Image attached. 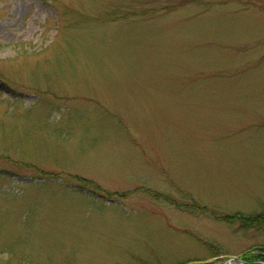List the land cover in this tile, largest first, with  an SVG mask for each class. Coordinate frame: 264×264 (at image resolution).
Instances as JSON below:
<instances>
[{
	"label": "rangeland",
	"instance_id": "obj_1",
	"mask_svg": "<svg viewBox=\"0 0 264 264\" xmlns=\"http://www.w3.org/2000/svg\"><path fill=\"white\" fill-rule=\"evenodd\" d=\"M237 212L264 217V0H0V264L264 261Z\"/></svg>",
	"mask_w": 264,
	"mask_h": 264
},
{
	"label": "trees",
	"instance_id": "obj_2",
	"mask_svg": "<svg viewBox=\"0 0 264 264\" xmlns=\"http://www.w3.org/2000/svg\"><path fill=\"white\" fill-rule=\"evenodd\" d=\"M167 5H169V4H167ZM202 5H204V9H205L206 5H217V4H214V3H206V4H202ZM163 9H166V7H163ZM200 11H201V9H200ZM147 12H149L150 14H152L151 16H153L154 14H158L159 13V12L156 13L155 10L146 11L145 13H147ZM152 12H155V13H152ZM202 12H205V11L203 10ZM150 14H148V15H150ZM78 181L81 183V188H86V189H89V190H92V191H96L99 194H104L105 193L109 197L123 198L125 196V194H126L125 192L124 193H109V192H106L105 190L101 189V187L99 185L93 183L92 181H90L88 179L79 178ZM145 190H148L146 192L149 195H152L151 197H154V198L160 197V195L158 193H156L154 191H151L148 188L145 189ZM170 202L171 201H169V203ZM206 211L209 212L208 209ZM212 214H215V213H212ZM220 217L223 220H225V221H229V222L237 221V222L246 223V224H253V223L257 222V221L264 222V217H262V216L259 217V218H257V217H249V216L247 217V216L242 215L240 212L234 213L233 215H224V216H220ZM243 255H244V257H246L245 256L246 253H244ZM257 255H258L257 256L258 257L257 259L264 260V252H259ZM245 261L250 262L251 259L249 257H247Z\"/></svg>",
	"mask_w": 264,
	"mask_h": 264
},
{
	"label": "water",
	"instance_id": "obj_3",
	"mask_svg": "<svg viewBox=\"0 0 264 264\" xmlns=\"http://www.w3.org/2000/svg\"><path fill=\"white\" fill-rule=\"evenodd\" d=\"M243 264H264V262H253V263H243Z\"/></svg>",
	"mask_w": 264,
	"mask_h": 264
}]
</instances>
